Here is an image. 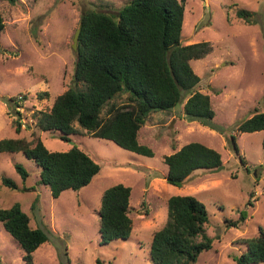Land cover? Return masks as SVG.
Returning a JSON list of instances; mask_svg holds the SVG:
<instances>
[{"label":"rangeland","instance_id":"obj_1","mask_svg":"<svg viewBox=\"0 0 264 264\" xmlns=\"http://www.w3.org/2000/svg\"><path fill=\"white\" fill-rule=\"evenodd\" d=\"M128 1L0 0L6 20L0 33V139H32L36 133L50 150L65 151L77 145L102 165L89 185L68 189L54 198L50 187L39 183L40 167L32 160L23 153H0V202L3 207L20 202L32 227L47 232L49 240L35 251L33 264H65L68 258L80 264H98L97 259L110 264H152V234L166 223L168 198L191 194L205 203L207 233L214 239L213 247L204 250L194 264H237L234 256L245 249L237 240L255 236L264 228V130H236L256 110H264V0L186 3L184 44L210 41L213 46L210 54L191 62L201 77L195 89L210 95L216 111L214 122L225 134L184 116L189 93L175 108L151 113L141 128L140 141L152 147L154 156L123 149L85 129L64 141L60 131L39 130L32 118L35 111L49 109L58 95L75 86L77 53L73 43L82 13L96 9L117 16ZM240 9L252 12V23L238 15ZM45 91L48 97L39 96ZM10 97L21 98L17 107L23 122L20 133L13 124L16 116ZM231 132L245 163L229 142ZM192 141L217 149L224 168L197 169L183 186L168 183L165 156ZM16 162L30 172L25 181ZM3 175L29 190L4 185ZM117 183L132 187L134 229L129 239L103 244L99 232L102 196ZM243 210L247 219L237 227L229 226L228 221L238 219ZM24 253L0 223V264H28Z\"/></svg>","mask_w":264,"mask_h":264},{"label":"trees","instance_id":"obj_2","mask_svg":"<svg viewBox=\"0 0 264 264\" xmlns=\"http://www.w3.org/2000/svg\"><path fill=\"white\" fill-rule=\"evenodd\" d=\"M15 1V0H11ZM187 0H129L117 16L108 12L87 9L81 15V32L76 49L75 86L58 95L49 109L33 113L35 125L42 131H60V139L85 129L91 136L113 141L123 149L154 156L152 147L140 141L139 134L147 118L158 110L169 111L185 99L184 116L192 121L225 134L214 122L216 111L209 94L195 88L201 77L195 72L192 60L204 58L213 51L210 41L184 44L182 32ZM240 17L253 22L252 12L238 10ZM6 26L0 8V33ZM48 97L49 92L39 93ZM21 99V98H19ZM18 97H10V108L16 116L13 124L17 133L23 128ZM78 125V126H77ZM239 132L264 130V110H256L242 121ZM241 161L236 136L227 135ZM264 148V137L262 140ZM0 153H23L40 167L39 183L51 189L54 198L68 190L89 185L100 173L102 165L77 145L69 150H50L36 133L27 137L0 139ZM168 166L167 182L183 186L197 169H214L223 164L222 154L199 141L184 144L165 156ZM17 172L25 181L30 172L19 162ZM4 185L20 188L12 178L2 176ZM132 187L117 183L108 187L102 196L99 210V232L103 244L129 239L134 229L130 215ZM253 198L254 193H250ZM252 204L251 200L248 202ZM166 223L152 234L149 260L152 264H194L204 250L213 247L206 225L209 214L204 202L194 195H171L167 201ZM243 210L229 226H239L247 219ZM0 223L24 250V260L33 264L35 251L49 240L41 227H32L29 214L20 202L3 207L0 202ZM237 242L244 251L234 256L237 264L264 262V228L255 236ZM68 252H65V256ZM98 264H110L97 259ZM65 264L73 263L70 258Z\"/></svg>","mask_w":264,"mask_h":264},{"label":"water","instance_id":"obj_3","mask_svg":"<svg viewBox=\"0 0 264 264\" xmlns=\"http://www.w3.org/2000/svg\"><path fill=\"white\" fill-rule=\"evenodd\" d=\"M80 32H81V25L79 26V28L77 29L76 33H75V36H74V43H73V47L74 49H77V45H78V41H79V35H80ZM224 168V165L222 164L221 166L217 167V168H214V169H211L212 171H219L221 169Z\"/></svg>","mask_w":264,"mask_h":264}]
</instances>
